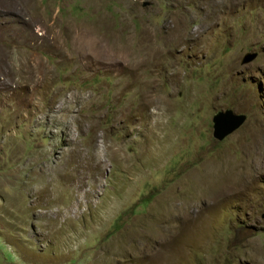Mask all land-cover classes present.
Segmentation results:
<instances>
[{"label":"rangeland","instance_id":"374dc122","mask_svg":"<svg viewBox=\"0 0 264 264\" xmlns=\"http://www.w3.org/2000/svg\"><path fill=\"white\" fill-rule=\"evenodd\" d=\"M263 213L264 0H0V264H264Z\"/></svg>","mask_w":264,"mask_h":264},{"label":"water","instance_id":"95a60500","mask_svg":"<svg viewBox=\"0 0 264 264\" xmlns=\"http://www.w3.org/2000/svg\"><path fill=\"white\" fill-rule=\"evenodd\" d=\"M256 57V53H246L241 62L242 64L248 63L252 61ZM214 124H213V135L217 139L223 138L228 133L232 132L234 129L239 127V125L243 121V117L238 114H234L233 112L226 110L223 112L218 113L214 117ZM264 218V213L262 214Z\"/></svg>","mask_w":264,"mask_h":264},{"label":"trees","instance_id":"16d2710c","mask_svg":"<svg viewBox=\"0 0 264 264\" xmlns=\"http://www.w3.org/2000/svg\"><path fill=\"white\" fill-rule=\"evenodd\" d=\"M199 264H201V263H199Z\"/></svg>","mask_w":264,"mask_h":264}]
</instances>
